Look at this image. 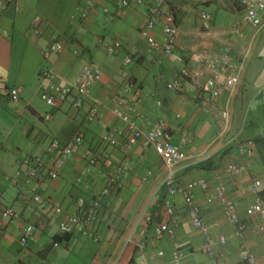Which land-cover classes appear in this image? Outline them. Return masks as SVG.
Instances as JSON below:
<instances>
[{
	"label": "crops",
	"instance_id": "crops-1",
	"mask_svg": "<svg viewBox=\"0 0 264 264\" xmlns=\"http://www.w3.org/2000/svg\"><path fill=\"white\" fill-rule=\"evenodd\" d=\"M87 1L18 0L19 10L10 3L1 13L0 264H129L132 257L141 255L151 264H175L176 244L191 242L196 252L204 250L205 237L193 227L181 195L173 197L175 213H166L167 166L154 146L142 140L126 147V125L114 109L136 103V122L143 129L164 119L173 140L186 141L190 154L178 170L179 181L187 185L196 178L213 180L220 175L240 216L246 218V208L255 197L252 185L258 179L259 159L240 153L230 139L238 135L240 140L255 142L264 134V26L254 28L244 21L239 0H166L163 11L174 13L179 31L175 51L166 54L152 48L141 34L154 0L131 6L115 0H90L89 12L83 15ZM203 12L213 16L209 29L203 25ZM163 27L161 14L150 30L159 41L165 38ZM116 40L122 44L119 51L108 54L102 41ZM55 41L62 43V50L45 57L42 49ZM226 46L233 48L240 83L215 101L204 102L201 86L211 72L206 65L198 66L194 53L208 50L220 57ZM127 55L132 57L130 63H125ZM89 64L100 69L101 78L81 107H75L72 99L52 107L42 97L48 85L42 77L44 69H51L57 82L71 84ZM184 68L191 75L183 79L182 89H168L167 83ZM4 87H19V99L4 94ZM93 105L98 113L89 121ZM225 108L231 112V126L224 133L221 111ZM112 128L118 129L114 145L106 138ZM80 132L83 143L57 166L48 151L51 139L68 144ZM28 156L42 158L37 177L25 173L23 159ZM229 162L245 163L248 170L231 175L225 171ZM121 165L125 169L114 180ZM52 168L58 172L56 178L49 175ZM36 194L44 201L37 202ZM194 194L212 226L221 263L249 264L244 259L246 251L255 255L257 264H264V221L257 217L258 223L241 238L219 199L208 203L207 192L200 188ZM97 199L100 203L95 207ZM55 203L61 205V213L55 212ZM68 214L91 216L92 234H63L60 222ZM147 215L152 222H147ZM161 222L174 227V237L154 234L155 224ZM28 224L35 225L36 233L23 246L21 236ZM222 234L228 243L218 242ZM159 250L164 254L159 255ZM187 255L183 264H191ZM201 258L206 261L199 259L196 264H213Z\"/></svg>",
	"mask_w": 264,
	"mask_h": 264
},
{
	"label": "built area",
	"instance_id": "built-area-1",
	"mask_svg": "<svg viewBox=\"0 0 264 264\" xmlns=\"http://www.w3.org/2000/svg\"><path fill=\"white\" fill-rule=\"evenodd\" d=\"M122 6L138 5L144 2V0H115ZM244 10V21L254 28H262L264 26V0H239ZM13 3L16 5V9L19 10L18 0H5L0 3V18L1 13L4 11L8 4ZM88 6L83 8V15H87L89 12V5H92L90 0L87 1ZM166 0H154L149 7V19L145 27L141 29V34L147 39L149 45L157 50H161L166 54H172L177 46L178 40V27L175 23V15L172 11L164 12L163 7ZM161 14H164V33L165 38L162 41L157 40L150 30L160 20ZM203 19V25L205 28H211L213 25V16L208 12H203L201 15ZM104 50L108 54H115L121 47L119 40L108 42L102 41ZM63 45L60 41H55L49 46L42 49V54L45 57L51 56L53 53L62 50ZM194 59L198 66L206 65L210 70V75L206 78L201 86V97L204 102L215 101L224 92L233 90L240 83L239 67L234 60L233 48L226 46L220 55V57H214L210 51L202 50L194 53ZM132 61L131 55L125 57V63ZM191 72L189 69H182L180 76L174 78L167 83V87L170 90L182 89L183 79L189 77ZM42 77L48 80V85L45 91L42 93V97L52 107H58L62 103L72 99L75 107H81L84 104V100L89 93L91 87L101 78V71L98 67L89 64L86 65L81 73L75 78L71 84H62L56 81V75L51 69H44L42 71ZM2 92L12 100H18L20 97L19 87H4ZM160 104V101H158ZM116 116L122 119L126 125L127 141L126 147H131L140 140L145 145L154 146L157 154L163 159L167 166V173L165 175L164 184L167 187V195L163 198V206L166 213L172 216L175 213V206L173 197L181 195L188 208V214L191 219L193 227L198 230L205 237L204 252L211 258L213 264H222L215 249H214V237L212 234V226L201 213V208L195 200L194 190L200 188L207 192L206 200L208 203H213L217 198L224 206V213L226 217L234 226L236 235L244 238L248 228V219L261 218L264 221V196L262 194L263 184L261 179H256L252 185V190L255 193L254 200L246 208V219L240 216L238 212L237 203L229 197L228 187L224 179L220 175H216L213 180L202 177L196 178L185 185L179 181L178 170L180 167L190 159V154L186 149V141L175 142L172 138V134L168 129L167 123L164 119L157 120L149 129L141 128L137 122L135 115L137 113L136 103L129 105L127 108L116 107L114 109ZM98 113V107L93 105L90 108L88 114V120L93 121L96 119ZM221 116L225 122L223 132H227L231 126V112L225 108L221 111ZM117 128H112L109 135L106 137L107 141L114 145L117 143L116 133ZM83 133H78L70 143L63 144L59 139L53 138L49 142L48 151L54 154V163L57 166H62L69 158V156L77 151L80 145L83 143ZM230 143H233L238 148L239 152L245 155H253L256 150V144L250 140H240L238 135H234L230 139ZM91 162H95V158L91 159ZM23 165L25 166V173L29 177H37L40 175V169L43 165L42 158L40 156H28L23 159ZM125 169V165L119 166L114 176V180L119 177L122 171ZM248 170V166L245 163L229 162L225 167V171L231 175H239ZM49 175L53 178L58 176V172L55 168L50 169ZM112 181V180H111ZM108 189L103 191V194L107 193ZM34 199L37 202H43L44 199L41 194H36ZM84 200L81 204L84 205ZM99 199L93 202V206H99ZM54 210L56 213L62 212V207L59 203H55ZM147 222H152V216H146ZM91 216L88 214H68L65 215L60 222V230L63 234L73 233L75 231L82 232L84 235H91L90 230ZM262 229L264 226H261ZM36 233V227L33 224H28L24 227L21 236V244L27 246L29 242L34 238ZM154 234L157 237H163L169 235L175 236V229L169 223L161 222L156 223L154 226ZM228 241V237L224 234L218 236V242L225 244ZM56 245L58 243L56 242ZM159 255H163L164 251L159 250ZM184 256L183 250L176 244V248L173 252V260L175 264H183L182 258ZM244 259L249 264H257L255 255L244 251ZM134 264H151L149 258L146 255H141Z\"/></svg>",
	"mask_w": 264,
	"mask_h": 264
},
{
	"label": "rangeland",
	"instance_id": "rangeland-1",
	"mask_svg": "<svg viewBox=\"0 0 264 264\" xmlns=\"http://www.w3.org/2000/svg\"><path fill=\"white\" fill-rule=\"evenodd\" d=\"M263 65H264V62H263ZM262 80L264 81V75L262 77ZM248 105H250V101L248 102ZM249 114H250V106H249V109H247V118L249 117ZM255 143H256V150H255V153L253 154L252 157H253L254 160H256V159L258 160L259 159V162H258V170H259V172L256 174V176L259 179L262 180V184L264 185V143H257L256 141H255ZM244 219H246V218H244ZM247 222H248L247 223L248 224L247 230L250 227H252L253 225L258 223L256 218L255 219L254 218L253 219H248ZM238 244H239V249H241V244H243L242 241L240 240ZM262 244H263V247H264V240H263ZM179 247L183 250V252L185 254H188L187 255V261L189 263H191V264H196L197 261H199V259H200V261L203 262L204 259L201 258L202 256H204V258H206V259L211 260L209 258V256L204 252V250H202V248L198 249L196 252H194V250H195L194 248L195 247L191 246V242L186 243V244H179ZM204 261H206V260H204ZM166 264H170V263H166Z\"/></svg>",
	"mask_w": 264,
	"mask_h": 264
},
{
	"label": "trees",
	"instance_id": "trees-1",
	"mask_svg": "<svg viewBox=\"0 0 264 264\" xmlns=\"http://www.w3.org/2000/svg\"><path fill=\"white\" fill-rule=\"evenodd\" d=\"M257 143H264V135L257 137L256 139ZM262 194L264 196V190L262 191ZM137 261L136 257H132L129 264H134Z\"/></svg>",
	"mask_w": 264,
	"mask_h": 264
}]
</instances>
